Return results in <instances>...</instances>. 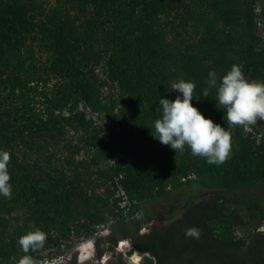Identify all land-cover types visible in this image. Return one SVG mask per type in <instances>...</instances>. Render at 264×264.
<instances>
[{"label": "trees", "instance_id": "16d2710c", "mask_svg": "<svg viewBox=\"0 0 264 264\" xmlns=\"http://www.w3.org/2000/svg\"><path fill=\"white\" fill-rule=\"evenodd\" d=\"M108 29L139 42L144 63L102 40ZM233 64L264 82V0H0V151L10 153L12 186L11 199L0 195V264L25 255L18 240L30 222L47 240L46 255L28 254L44 261L109 218L196 186L210 193L135 235L127 255L137 251L141 264H264V232L235 235L239 209L264 200V135L229 127L216 89L202 95L208 73L222 77ZM180 80L195 82L193 106L230 131L225 163L152 136L159 100L182 98L171 88ZM191 227L198 238L185 235Z\"/></svg>", "mask_w": 264, "mask_h": 264}, {"label": "clouds", "instance_id": "9594fccd", "mask_svg": "<svg viewBox=\"0 0 264 264\" xmlns=\"http://www.w3.org/2000/svg\"><path fill=\"white\" fill-rule=\"evenodd\" d=\"M219 80V83H218ZM207 87L202 95L207 98L210 89H216L217 106L226 112L229 127L248 126L264 120V82L245 78L242 67L233 64L231 69L222 77L217 76L215 70L208 73ZM172 91L182 93L174 100L161 98L159 100L161 117L154 122L152 136L161 144L170 146L176 151H183L185 146L191 150L193 156L205 158L209 164H223L232 151V136L230 131L206 118L192 100L196 88L195 82L180 80L171 86ZM11 156L8 151H0V195L7 199L12 197L11 177L8 164ZM32 229L19 237L18 243L25 255L21 256L18 264H46V261L36 259L28 253L43 252L47 234L29 223ZM185 235L199 237V230L191 227L185 230Z\"/></svg>", "mask_w": 264, "mask_h": 264}, {"label": "rangeland", "instance_id": "374dc122", "mask_svg": "<svg viewBox=\"0 0 264 264\" xmlns=\"http://www.w3.org/2000/svg\"><path fill=\"white\" fill-rule=\"evenodd\" d=\"M102 40H113L121 47L131 49L135 54L133 61H136L137 64L144 63L139 42H128L123 38L122 34L113 29L106 30V33L102 36ZM254 125L259 127L264 135V120L258 119ZM244 130L246 133L251 134L256 141L261 139L262 135L256 134L251 126L244 127ZM258 191L259 198H263L264 185ZM209 193L208 190L199 186L193 188L186 187L172 192L162 200L141 205L140 209L135 213H127L122 221L109 218L105 224L97 227L98 231L93 236L78 240L62 255H53L44 261L53 264H109L115 255H120L131 264H141L142 256L136 251L127 255V252L132 248L133 237L146 233L151 227L163 226L172 217L179 215L186 200H200L205 198ZM238 212L242 220V226L235 231L237 237L245 238L252 231L264 232L263 199L240 208ZM110 248H113L114 255Z\"/></svg>", "mask_w": 264, "mask_h": 264}, {"label": "flooded vegetation", "instance_id": "af4514ba", "mask_svg": "<svg viewBox=\"0 0 264 264\" xmlns=\"http://www.w3.org/2000/svg\"><path fill=\"white\" fill-rule=\"evenodd\" d=\"M137 252V251H136ZM138 253V252H137ZM139 254V253H138ZM140 255V254H139ZM141 256V255H140ZM121 257V260L124 261L126 264H131L128 260L124 259L122 256ZM119 262L118 260V256H115L114 259L112 261H110L109 264H117Z\"/></svg>", "mask_w": 264, "mask_h": 264}, {"label": "built area", "instance_id": "2783aa9c", "mask_svg": "<svg viewBox=\"0 0 264 264\" xmlns=\"http://www.w3.org/2000/svg\"><path fill=\"white\" fill-rule=\"evenodd\" d=\"M46 264H53V263H46Z\"/></svg>", "mask_w": 264, "mask_h": 264}]
</instances>
